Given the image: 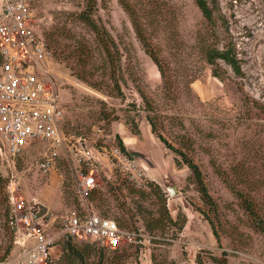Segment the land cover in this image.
Listing matches in <instances>:
<instances>
[{
  "label": "rangeland",
  "instance_id": "1",
  "mask_svg": "<svg viewBox=\"0 0 264 264\" xmlns=\"http://www.w3.org/2000/svg\"><path fill=\"white\" fill-rule=\"evenodd\" d=\"M124 1L135 11L164 77L144 52L119 0H96L93 19L120 50L127 51L121 52L122 67L135 79L132 82L125 75L123 96L115 98L80 82L70 71L77 67V59L66 53L74 47L82 49L86 43L94 66L103 55L93 34L77 17L85 0H30L38 32L59 43L53 46L46 41L51 58L43 67L59 90L63 130L69 143L46 173L38 167L39 155L46 151L44 144L34 145L35 150L29 149L13 163L0 158V258L19 256L10 222L13 214L7 186L12 181L17 200L27 207L29 202L45 207L38 222L56 244L65 240L61 234L65 215L92 211L132 235L134 242L119 249L129 254L136 247L139 264H152V252L168 256L174 264H197L196 256L200 264H217L211 257H223L227 264H264V233L252 228L230 190L232 185L252 198L264 219V0H215L212 22L203 18L193 0ZM62 49L66 51L63 55ZM225 50L233 55L239 74L216 57ZM209 53L212 64L207 62ZM147 106L168 143L178 146L182 135L192 139V159L203 175L214 208L204 205L187 180V167L177 169L173 153L151 133ZM131 119L136 134L130 131ZM212 161L225 172L223 178L215 174ZM88 173L95 178L97 192L80 202L78 180ZM167 177L178 191L175 196H169L163 187L162 180ZM150 181L166 193L170 216L176 219L179 213L185 219L179 232L174 227L155 236L169 245L156 247L143 228L140 211L156 209V205L151 206L149 198L137 190L149 192L146 183ZM52 253L58 257L59 247ZM112 256L105 250L90 257L88 264L100 259H107L103 263L107 264Z\"/></svg>",
  "mask_w": 264,
  "mask_h": 264
},
{
  "label": "built area",
  "instance_id": "2",
  "mask_svg": "<svg viewBox=\"0 0 264 264\" xmlns=\"http://www.w3.org/2000/svg\"><path fill=\"white\" fill-rule=\"evenodd\" d=\"M50 51L38 32L30 0H3L0 7V158L22 157L34 145H46L39 155L38 167L44 173L52 169L54 159L68 148L63 130L64 110L58 88L49 80L43 65ZM34 147V148H32ZM97 186L92 173L81 175L77 184L78 200ZM13 182L7 189L12 210L13 245L19 256L0 264H47L57 257L58 245L47 236L38 220H33L26 203L14 197ZM28 204V203H27ZM62 236L81 242L99 241L106 249H119L134 242L115 221L92 211L65 215ZM59 247V246H58Z\"/></svg>",
  "mask_w": 264,
  "mask_h": 264
},
{
  "label": "trees",
  "instance_id": "3",
  "mask_svg": "<svg viewBox=\"0 0 264 264\" xmlns=\"http://www.w3.org/2000/svg\"><path fill=\"white\" fill-rule=\"evenodd\" d=\"M196 7L200 11L201 15L207 22H212L214 20V13L216 9L215 0H193ZM120 5L123 7L126 13L131 18V23L133 26V31L142 44L144 48V52L150 57L152 62L156 65L160 76L164 77V71L161 68L160 62L158 61L156 55L150 51L147 41L144 38L143 31L141 29V25L138 23L136 18V13L132 7L127 4L124 0H119ZM96 0H85L83 10L77 15L80 22L90 31L94 36V43L100 48V52L103 53L100 63L97 66L91 65L92 60V52L90 47L87 46L86 43L82 44V49L78 47L72 48L70 51L66 53V56H72L74 59H77V67L70 68L71 74L80 82L88 85L92 89L100 90L106 92L108 96L115 97V98H122V90L121 85L126 84L125 75H128L132 82H135V79L132 73L127 71V68L122 67V50L127 52L125 49L120 50L118 43H116L107 33V31L102 27L98 26L94 19L93 13L95 11ZM63 30H60L59 35H62ZM44 43L47 45L46 41L49 40L53 46H58L59 43L56 40H51V35L42 36ZM64 48H68V46H64ZM60 50V48H58ZM65 50H61L60 54L63 55ZM211 53L208 54L207 62L209 64L213 63V59L210 58ZM216 57L226 63L235 74H239V68L236 64L233 55L230 54L228 50L222 51L217 53ZM99 77L100 79H95ZM107 79V81L105 80ZM142 98L143 95L140 91H138ZM148 103V102H147ZM146 103V105H147ZM148 114H146V120L150 125L151 133L157 138L163 147L173 153V163L174 166L179 169L181 165H185L190 172L187 180L190 181L194 186L196 191L200 195L201 201L204 205L214 208L215 205L213 203L212 198L210 197L203 175L196 163H194L192 159V153L194 152L193 149V141L188 135H182L181 140L178 143V146H173L168 143L161 135L160 131L157 128V123L155 120V116L153 115L151 107H146ZM150 111V113H149ZM133 125H130V131L133 134L137 133V128L134 126V121L131 119ZM128 122L126 121V124ZM129 124V123H128ZM181 128L182 125H180ZM121 148L122 145L119 142ZM212 167L215 174L219 178H223L225 172L216 166L215 163L212 161ZM225 182V179H222ZM4 184V180H2ZM146 186L150 189L149 192H145L143 190H137L140 196L147 197L150 200V205H156V209H145L144 211H140L142 214L141 220L143 224L144 230L150 236V242L154 245H169L168 243L160 242L155 236H161L167 233L168 230L175 227V232H179L184 224V217L181 216L179 213L176 216V219H173L166 206V193L162 191L160 186L153 182H147ZM230 190L234 193L236 198L239 200L240 208L244 211V213L250 218L252 228L260 233H264V219L260 215V212L257 209V206L252 198L242 194L240 191L233 188L230 185ZM96 190H91L87 196L92 198V196L96 193ZM6 201V200H5ZM197 210V209H195ZM100 215V214H99ZM103 218H108L105 215H100ZM208 223L211 226V221L208 220ZM124 227H127L125 221L122 222ZM212 228V226H211ZM174 232V231H172ZM212 234L214 235L217 242H219L218 236L212 228ZM174 236H171L173 239ZM100 244V245H99ZM59 246L60 253L58 257L52 259L47 264H88V260L90 257L95 256V254L101 255L102 251H109L112 253V257L108 261L107 264H139L138 263V249L135 247L133 251L129 254L126 253V250L122 249H115V250H108L106 249L99 241L94 242H75L70 239H65L60 243H57ZM127 255L126 257H124ZM222 255H225L224 253ZM212 260L217 264H227L223 257L216 258L211 257ZM58 259V262L55 263V260ZM152 264H174L173 261L169 260L168 256L162 255L160 253H151L150 256ZM3 259L0 258V261ZM107 260V259H105ZM97 261V264H103L104 261ZM107 262V261H106ZM197 264H200V258L196 256ZM92 264V263H90Z\"/></svg>",
  "mask_w": 264,
  "mask_h": 264
},
{
  "label": "water",
  "instance_id": "4",
  "mask_svg": "<svg viewBox=\"0 0 264 264\" xmlns=\"http://www.w3.org/2000/svg\"><path fill=\"white\" fill-rule=\"evenodd\" d=\"M163 187L168 191L169 196H175L178 194V191L172 180L167 182L163 181ZM28 207L33 220H38L41 218L46 211L45 207L40 204H31L29 202Z\"/></svg>",
  "mask_w": 264,
  "mask_h": 264
},
{
  "label": "bare ground",
  "instance_id": "5",
  "mask_svg": "<svg viewBox=\"0 0 264 264\" xmlns=\"http://www.w3.org/2000/svg\"><path fill=\"white\" fill-rule=\"evenodd\" d=\"M171 180H172L171 178L167 177V178H165V179L162 180V183H163V181L164 182H167V181H171Z\"/></svg>",
  "mask_w": 264,
  "mask_h": 264
},
{
  "label": "crops",
  "instance_id": "6",
  "mask_svg": "<svg viewBox=\"0 0 264 264\" xmlns=\"http://www.w3.org/2000/svg\"><path fill=\"white\" fill-rule=\"evenodd\" d=\"M55 249V248H54Z\"/></svg>",
  "mask_w": 264,
  "mask_h": 264
}]
</instances>
